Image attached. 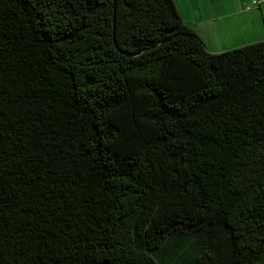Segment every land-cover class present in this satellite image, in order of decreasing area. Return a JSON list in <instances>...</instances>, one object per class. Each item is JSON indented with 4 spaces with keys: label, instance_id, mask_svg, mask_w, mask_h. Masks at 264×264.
Here are the masks:
<instances>
[{
    "label": "trees",
    "instance_id": "16d2710c",
    "mask_svg": "<svg viewBox=\"0 0 264 264\" xmlns=\"http://www.w3.org/2000/svg\"><path fill=\"white\" fill-rule=\"evenodd\" d=\"M0 264H264V40L0 0Z\"/></svg>",
    "mask_w": 264,
    "mask_h": 264
},
{
    "label": "crops",
    "instance_id": "0c3cea01",
    "mask_svg": "<svg viewBox=\"0 0 264 264\" xmlns=\"http://www.w3.org/2000/svg\"><path fill=\"white\" fill-rule=\"evenodd\" d=\"M173 0L183 23L211 53L264 40V0ZM250 5V8L247 7Z\"/></svg>",
    "mask_w": 264,
    "mask_h": 264
},
{
    "label": "built area",
    "instance_id": "2783aa9c",
    "mask_svg": "<svg viewBox=\"0 0 264 264\" xmlns=\"http://www.w3.org/2000/svg\"><path fill=\"white\" fill-rule=\"evenodd\" d=\"M251 4H252V5L259 4V1H258V0H253V1L251 2ZM249 8H250V5L247 7V9H249Z\"/></svg>",
    "mask_w": 264,
    "mask_h": 264
}]
</instances>
